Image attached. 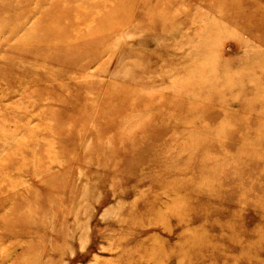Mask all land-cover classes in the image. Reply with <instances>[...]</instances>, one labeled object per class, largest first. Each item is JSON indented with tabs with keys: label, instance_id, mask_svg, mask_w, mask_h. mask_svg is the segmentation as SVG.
Segmentation results:
<instances>
[{
	"label": "rangeland",
	"instance_id": "374dc122",
	"mask_svg": "<svg viewBox=\"0 0 264 264\" xmlns=\"http://www.w3.org/2000/svg\"><path fill=\"white\" fill-rule=\"evenodd\" d=\"M142 1L61 74L0 0V264H264V0Z\"/></svg>",
	"mask_w": 264,
	"mask_h": 264
},
{
	"label": "bare ground",
	"instance_id": "6f19581e",
	"mask_svg": "<svg viewBox=\"0 0 264 264\" xmlns=\"http://www.w3.org/2000/svg\"><path fill=\"white\" fill-rule=\"evenodd\" d=\"M35 1V7L30 6ZM60 0L52 4L49 8L44 7V0H11L12 7L18 2H24L22 9L26 18L36 17L35 27L25 33V42L20 51L24 53V58H34L43 64H55L57 71L63 73L62 66L69 68L72 65L76 52L71 51L74 46L67 45L66 41H75L80 33L73 24L79 19L88 18L97 21L93 13L111 10L120 15L123 9L131 10L132 4L127 5L124 0ZM150 0H143L147 6ZM81 2V3H78ZM137 2V0H136ZM138 3V2H137ZM140 6L139 3L137 7ZM142 8H145L141 5ZM139 10V8H137ZM141 10V9H140ZM16 15L14 19L18 18ZM22 26V24H20ZM75 64V63H74ZM60 90H63L60 88Z\"/></svg>",
	"mask_w": 264,
	"mask_h": 264
}]
</instances>
